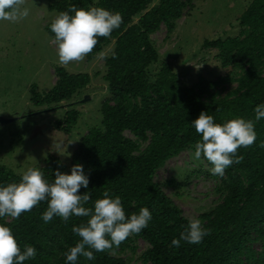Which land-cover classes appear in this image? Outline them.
Wrapping results in <instances>:
<instances>
[{
  "label": "trees",
  "instance_id": "trees-1",
  "mask_svg": "<svg viewBox=\"0 0 264 264\" xmlns=\"http://www.w3.org/2000/svg\"><path fill=\"white\" fill-rule=\"evenodd\" d=\"M192 0H54L48 9L59 13L71 7H103L118 11L122 23L109 37H99L88 61L114 40L105 57L103 75L109 96L101 103V127H92L80 140L69 163L50 155L38 168L50 182L54 172H69L82 164L88 175L91 198L88 207L108 191L119 195L126 216L148 207L152 219L138 234H131L119 247L94 252L95 260L83 256L77 264H132L115 255L133 239L142 238L149 247L142 253L147 264H264V118L255 120L254 108L264 103V0H251L238 18L236 35L206 38L203 47L216 50L226 73L216 78L200 76L192 85L181 82L171 65L159 61L150 35L161 24L169 31L175 26ZM48 23L47 33L54 38ZM56 81L45 92H34L36 105L60 106V102L77 98L90 83L86 71L70 72L56 67ZM234 84V85H233ZM35 85H33V88ZM55 104V106H52ZM201 111L214 117L216 123L244 117L255 125L256 141L240 147L239 162L229 165L220 177L222 200L200 215L208 229L199 244L181 241L179 237L188 221L181 208L155 181V172L173 155L195 146L200 134L191 126ZM77 111L67 110L54 126L69 133L77 120ZM130 131L135 138L126 135ZM146 142L144 148L141 144ZM203 157V156H202ZM207 164L212 165L204 159ZM22 173L0 163V183L18 182ZM47 208L42 201L19 218L0 217L10 227L21 249L32 245L35 258L23 264H65V252L80 239L73 225L86 223V216H72L67 222L54 216L45 223L41 213ZM255 243H259L257 248Z\"/></svg>",
  "mask_w": 264,
  "mask_h": 264
},
{
  "label": "rangeland",
  "instance_id": "rangeland-1",
  "mask_svg": "<svg viewBox=\"0 0 264 264\" xmlns=\"http://www.w3.org/2000/svg\"><path fill=\"white\" fill-rule=\"evenodd\" d=\"M54 0H25L29 15L16 21L0 20V116L11 118L0 124V163L23 173L30 167L45 164L48 156H58L69 163L81 138L92 128L101 127V103L109 96L103 75L105 57L114 46L106 44L102 52L88 61L64 64L70 72L86 71L90 83L80 95L60 106L36 105L31 100L34 92L48 91L56 81V42L45 26L57 13L48 9ZM251 0H192L169 31L165 24L150 35L159 54L152 65L156 71L162 62L172 66L181 82L192 85L200 76L216 78L227 69L221 67L217 51L204 48L206 38L236 35L238 18ZM33 85L35 87L33 88ZM234 85V84H233ZM85 95L89 98L82 100ZM52 106H55L53 104ZM77 111V120L69 133L54 124L67 110ZM126 135L135 138L130 131ZM146 142L141 144L144 148ZM195 146L188 147L168 158L155 172L157 181L166 194L181 208L187 218H197L222 200L218 189L220 177L209 172L211 168L203 157L194 159ZM257 248L259 243H255ZM149 243L137 238L113 252L132 264L143 262L142 253Z\"/></svg>",
  "mask_w": 264,
  "mask_h": 264
},
{
  "label": "clouds",
  "instance_id": "clouds-1",
  "mask_svg": "<svg viewBox=\"0 0 264 264\" xmlns=\"http://www.w3.org/2000/svg\"><path fill=\"white\" fill-rule=\"evenodd\" d=\"M25 0H0V20L16 21L29 15ZM122 23V15L103 7H71L59 12L49 25L54 33L56 55L60 64L81 61L92 52L99 37H109ZM255 120L264 118V103L254 108ZM191 126L200 134L192 153L194 159L203 156L212 167L209 172L223 176L225 169L241 159L237 155L240 147H247L256 141L255 125L252 119L235 117L224 123H216L214 117L205 111L193 119ZM264 146V142H261ZM89 178L82 164H74L69 172L56 169L54 179H45L44 173L35 167L25 170L18 182L0 183V217L19 218L22 213L31 211L40 202L46 201L47 208L41 213V219L48 223L54 216L67 222L72 216L88 217L86 223L73 225L72 231L80 239L64 254L65 264H77L83 256L89 261L95 260L94 252L119 247L131 234H138L146 228L152 219L148 207H141L138 213L126 216L119 195H110L108 191L86 206L91 198L88 188ZM208 234L201 221L192 218L179 237H173L171 245L179 247L181 241L199 244ZM37 249L18 245L10 227L0 223V264H23L35 258Z\"/></svg>",
  "mask_w": 264,
  "mask_h": 264
},
{
  "label": "water",
  "instance_id": "water-1",
  "mask_svg": "<svg viewBox=\"0 0 264 264\" xmlns=\"http://www.w3.org/2000/svg\"><path fill=\"white\" fill-rule=\"evenodd\" d=\"M89 98L88 95H85L84 98H82L83 101L87 100ZM18 116H13L11 118H6L4 116H0V124H7L8 122L15 120Z\"/></svg>",
  "mask_w": 264,
  "mask_h": 264
}]
</instances>
